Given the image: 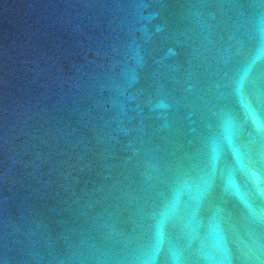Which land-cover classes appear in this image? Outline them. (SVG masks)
<instances>
[{"label":"water","instance_id":"95a60500","mask_svg":"<svg viewBox=\"0 0 264 264\" xmlns=\"http://www.w3.org/2000/svg\"><path fill=\"white\" fill-rule=\"evenodd\" d=\"M0 264H264V0H0Z\"/></svg>","mask_w":264,"mask_h":264}]
</instances>
